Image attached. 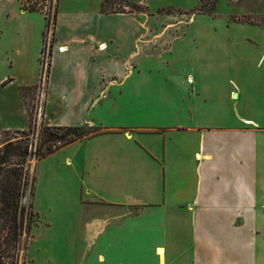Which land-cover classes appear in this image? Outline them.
<instances>
[{"label":"crops","instance_id":"1","mask_svg":"<svg viewBox=\"0 0 264 264\" xmlns=\"http://www.w3.org/2000/svg\"><path fill=\"white\" fill-rule=\"evenodd\" d=\"M135 17L60 6L43 81V92L59 112L53 125L86 120L95 125L85 113L94 96L107 92L105 80L146 53V27ZM10 20L0 26L4 129L23 121L14 100L21 85L32 84L33 95L41 85V39L31 64L18 58ZM191 67L194 74L172 73L191 89H176L179 103L158 105L160 118L153 125L116 126L132 131H102L87 138L80 152L75 150L79 143L67 148L71 166L65 182L54 187L46 181L40 187L39 206L51 225L32 243L35 264H264L263 100L227 114L226 103H211L207 93L196 92L192 80L204 78L202 64L193 60ZM165 92L164 100H172ZM29 107L27 119L39 124L41 118L36 122ZM45 190L50 198L44 202ZM81 190L89 199L88 219L78 200ZM80 221L87 223L76 233Z\"/></svg>","mask_w":264,"mask_h":264},{"label":"rangeland","instance_id":"2","mask_svg":"<svg viewBox=\"0 0 264 264\" xmlns=\"http://www.w3.org/2000/svg\"><path fill=\"white\" fill-rule=\"evenodd\" d=\"M60 6L83 12L133 13L146 27V53L140 62L120 70L112 81L105 80L107 92L94 96L95 101L85 113L87 119L95 120L94 126L86 120L82 125L58 128L52 123L59 112L43 92V86L38 83L34 95L32 84L19 88L15 110L24 122L21 120L10 129L0 127V152L7 147L14 149L8 160L20 171V202L26 213H31L30 228L18 242V264H35L32 243L50 231V218L38 202L43 192L40 193V187L46 181L54 187L65 182L67 168L71 166L67 148L79 143L75 150L80 152L87 138L102 131H132L116 126L153 125L160 118L158 105L179 103L180 90L191 89L190 85L184 88L172 73L181 70L194 74L192 61L199 60V72L204 78L195 76L192 81L196 92L208 94L207 101L226 103L227 114H232L234 107L241 112L242 105L261 100L264 106V0H0V26L9 19L15 24L11 38L19 46L18 58L31 64L32 52L41 39L40 65L44 44L51 45L50 34ZM46 18L49 29L44 33ZM165 90L172 100H164ZM29 106L34 108L35 115L41 114L39 124L33 123L30 114V120L27 119L24 111ZM16 148L22 150V155ZM49 198L50 193L45 190L41 200ZM78 200L84 205L83 217L88 219L91 208L85 205L89 199L84 190ZM58 214L61 222L62 214ZM86 223H77L76 233ZM33 246L36 250L40 247L39 243Z\"/></svg>","mask_w":264,"mask_h":264},{"label":"trees","instance_id":"3","mask_svg":"<svg viewBox=\"0 0 264 264\" xmlns=\"http://www.w3.org/2000/svg\"><path fill=\"white\" fill-rule=\"evenodd\" d=\"M46 19L44 33L49 29ZM16 149L21 153L20 148ZM26 149L25 146L23 151L26 152ZM0 153L3 154L0 155V264H18V242L23 232L30 228L31 213H26L25 206L20 202L23 194L19 184L20 171L8 160V156L14 154V149L7 147Z\"/></svg>","mask_w":264,"mask_h":264},{"label":"built area","instance_id":"4","mask_svg":"<svg viewBox=\"0 0 264 264\" xmlns=\"http://www.w3.org/2000/svg\"><path fill=\"white\" fill-rule=\"evenodd\" d=\"M50 62H51V47H50L49 42H47L44 44V49H43L42 54H41L40 79H41V85L42 86L44 84L43 81L47 75L48 68L50 66ZM40 115L36 114L35 119L39 120L41 118Z\"/></svg>","mask_w":264,"mask_h":264},{"label":"bare ground","instance_id":"5","mask_svg":"<svg viewBox=\"0 0 264 264\" xmlns=\"http://www.w3.org/2000/svg\"><path fill=\"white\" fill-rule=\"evenodd\" d=\"M160 253H162V250H159Z\"/></svg>","mask_w":264,"mask_h":264}]
</instances>
